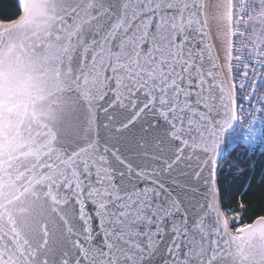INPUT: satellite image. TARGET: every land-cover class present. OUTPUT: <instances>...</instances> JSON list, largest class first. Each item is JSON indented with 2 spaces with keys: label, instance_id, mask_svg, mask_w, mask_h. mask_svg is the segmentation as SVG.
<instances>
[{
  "label": "snow or ice",
  "instance_id": "snow-or-ice-1",
  "mask_svg": "<svg viewBox=\"0 0 264 264\" xmlns=\"http://www.w3.org/2000/svg\"><path fill=\"white\" fill-rule=\"evenodd\" d=\"M18 6L0 31L23 109L0 264H264V214L218 184L243 163L226 134L246 123L247 151L264 117V0Z\"/></svg>",
  "mask_w": 264,
  "mask_h": 264
},
{
  "label": "trees",
  "instance_id": "trees-1",
  "mask_svg": "<svg viewBox=\"0 0 264 264\" xmlns=\"http://www.w3.org/2000/svg\"><path fill=\"white\" fill-rule=\"evenodd\" d=\"M19 15L18 0H0V21L10 22ZM229 138L225 155L231 152L230 158H238L243 163L229 167L228 159L223 161L224 167L218 173L222 202L235 206L242 201L246 206L245 219L253 214H264V133L260 144L247 151L241 140L231 144ZM239 169H243V175H236Z\"/></svg>",
  "mask_w": 264,
  "mask_h": 264
},
{
  "label": "water",
  "instance_id": "water-1",
  "mask_svg": "<svg viewBox=\"0 0 264 264\" xmlns=\"http://www.w3.org/2000/svg\"><path fill=\"white\" fill-rule=\"evenodd\" d=\"M8 22L0 21V31ZM14 53H3L5 77L0 84V159L7 161L17 151V144L20 141L19 122L21 120L20 113L23 111L22 97L18 95L16 79L10 74L9 65L13 62ZM25 123L27 121L25 120ZM236 129V128H235ZM226 134V148L228 137L235 131ZM8 175L5 176V184H7ZM7 190V189H6Z\"/></svg>",
  "mask_w": 264,
  "mask_h": 264
},
{
  "label": "rangeland",
  "instance_id": "rangeland-1",
  "mask_svg": "<svg viewBox=\"0 0 264 264\" xmlns=\"http://www.w3.org/2000/svg\"><path fill=\"white\" fill-rule=\"evenodd\" d=\"M244 135H245V132L243 133L237 132L236 134L230 135L229 143L233 144L236 141L241 140L246 145L247 142L244 140ZM261 138H262L261 132H255V142L252 144L251 148L257 147L258 144H260L261 142Z\"/></svg>",
  "mask_w": 264,
  "mask_h": 264
},
{
  "label": "built area",
  "instance_id": "built-area-1",
  "mask_svg": "<svg viewBox=\"0 0 264 264\" xmlns=\"http://www.w3.org/2000/svg\"><path fill=\"white\" fill-rule=\"evenodd\" d=\"M261 91H264V89H262ZM247 107H248L247 104H245V108H247ZM245 128H247L246 123L243 125V127L237 126L233 134H236L237 132L243 133ZM256 132H261V134L264 133V117H258L257 118Z\"/></svg>",
  "mask_w": 264,
  "mask_h": 264
}]
</instances>
